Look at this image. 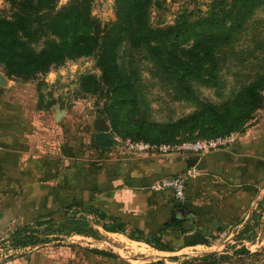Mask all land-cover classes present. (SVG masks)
<instances>
[{"label":"rangeland","instance_id":"obj_1","mask_svg":"<svg viewBox=\"0 0 264 264\" xmlns=\"http://www.w3.org/2000/svg\"><path fill=\"white\" fill-rule=\"evenodd\" d=\"M88 1L102 24L116 20L120 0ZM216 1L150 0L148 25L164 29L180 19L205 17L216 11ZM68 2L56 0L54 10ZM21 5V0H0V15L18 16ZM48 39L54 37H41L32 47L40 50ZM214 55V77L183 81L165 72L144 47L124 40L117 47V61L131 86L126 95L134 100L120 104L114 86L100 78L93 54L67 58L33 79L8 75L0 65V159L17 163V176L29 175L19 176L22 193H13L12 185L10 193L7 184L0 191V264H181L205 256H213L215 264H264V182L237 223L191 246H180L181 235H167L169 251L126 235H106L102 225L110 224L94 209L72 206L59 219L74 201L92 203L81 190L74 193L81 171L85 177L77 183L85 187L90 182L84 164L91 170L118 155L200 152L177 150L188 142L231 138L223 147L230 146L253 128L257 137L264 129V2L226 43L216 46ZM95 121L108 127L117 145L95 143ZM127 141L154 148L132 151ZM56 210L52 221L41 218ZM128 235L149 239L131 231Z\"/></svg>","mask_w":264,"mask_h":264},{"label":"trees","instance_id":"obj_2","mask_svg":"<svg viewBox=\"0 0 264 264\" xmlns=\"http://www.w3.org/2000/svg\"><path fill=\"white\" fill-rule=\"evenodd\" d=\"M55 1L21 0L23 11L20 15L11 18L0 15V65L8 75L33 79L37 74L48 72L52 66L63 63L67 58L93 54L101 72L100 78L114 86L117 104L127 103L129 98L134 100L133 96L126 95V92L131 91V86L117 61V47L124 40L132 46L144 47L158 60L165 72L180 80L204 75L212 78L216 68V46L226 43L232 32L243 24L253 9L264 2L217 0L212 6L216 8L214 13L193 21L180 19L171 27L154 29L148 25L147 10L150 0H120L121 6L117 10L116 20L109 24H102L91 14L88 0H69L56 11ZM46 35L54 39H48L40 50H35L32 44ZM190 40L192 43H189ZM183 44L187 46H182ZM89 78L96 83L92 76ZM72 206L89 211L94 208L103 218L108 215L105 210L92 203L72 202L65 206L59 219L64 218L66 211ZM56 212L57 210L47 213L48 215H42L41 218L52 221V214ZM111 224H103L102 228L105 231L124 232L121 222L112 220ZM170 229L182 236L181 247L204 243L201 240L206 236L204 233L183 236L182 220L176 218L170 219L156 231L143 233L149 239L128 236L130 239L149 243L157 249L169 251L172 245L163 238ZM147 264L165 263L157 260ZM181 264L215 263L213 256H205Z\"/></svg>","mask_w":264,"mask_h":264},{"label":"crops","instance_id":"obj_3","mask_svg":"<svg viewBox=\"0 0 264 264\" xmlns=\"http://www.w3.org/2000/svg\"><path fill=\"white\" fill-rule=\"evenodd\" d=\"M256 136L253 128L252 134L241 136L236 143L207 152L118 155L104 158L91 170L83 163L90 182L85 187L77 183L85 177L81 171V176L75 177L74 193L77 196L81 190L88 194L93 205L106 211L110 225L112 220L121 222L125 232L105 231L106 235L128 237L130 231L143 235L176 218L182 220L185 235L198 232L206 238L237 223L252 207L256 188L264 182V129ZM17 171L13 160L0 159V191L7 184L10 193H22V178L29 175L20 173L19 181ZM174 175L184 178L182 200H177L170 188L151 190L152 184ZM170 234L177 233L170 229L166 236Z\"/></svg>","mask_w":264,"mask_h":264},{"label":"built area","instance_id":"obj_4","mask_svg":"<svg viewBox=\"0 0 264 264\" xmlns=\"http://www.w3.org/2000/svg\"><path fill=\"white\" fill-rule=\"evenodd\" d=\"M231 138L226 139H215L209 140L205 142H188L177 148L178 151H200L207 152L217 148H221L226 145ZM126 147L132 151L139 152H149L152 151L154 145L151 146L149 144H144L142 142L135 141H127L125 143ZM169 149V147L160 146L159 150ZM151 188L154 190L163 189V188H171L174 192V196L177 200H182L184 198V178L181 175H176L173 177H169L158 181L151 185Z\"/></svg>","mask_w":264,"mask_h":264},{"label":"water","instance_id":"obj_5","mask_svg":"<svg viewBox=\"0 0 264 264\" xmlns=\"http://www.w3.org/2000/svg\"><path fill=\"white\" fill-rule=\"evenodd\" d=\"M94 127L97 130L95 143L100 147H112L118 144V141L110 135L108 127L101 121H95Z\"/></svg>","mask_w":264,"mask_h":264}]
</instances>
